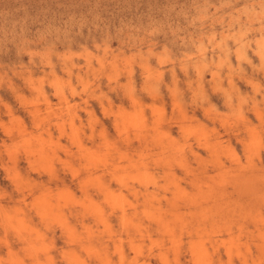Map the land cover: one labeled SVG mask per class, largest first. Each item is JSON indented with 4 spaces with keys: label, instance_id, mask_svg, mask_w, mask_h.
Returning a JSON list of instances; mask_svg holds the SVG:
<instances>
[{
    "label": "rangeland",
    "instance_id": "1",
    "mask_svg": "<svg viewBox=\"0 0 264 264\" xmlns=\"http://www.w3.org/2000/svg\"><path fill=\"white\" fill-rule=\"evenodd\" d=\"M250 2L0 0V264H264Z\"/></svg>",
    "mask_w": 264,
    "mask_h": 264
},
{
    "label": "clouds",
    "instance_id": "2",
    "mask_svg": "<svg viewBox=\"0 0 264 264\" xmlns=\"http://www.w3.org/2000/svg\"><path fill=\"white\" fill-rule=\"evenodd\" d=\"M238 15L232 17L236 21H246L249 25L255 23L261 31H264V0H251L250 4L245 9H237ZM249 28L247 31H250ZM247 31L241 35H247Z\"/></svg>",
    "mask_w": 264,
    "mask_h": 264
},
{
    "label": "bare ground",
    "instance_id": "3",
    "mask_svg": "<svg viewBox=\"0 0 264 264\" xmlns=\"http://www.w3.org/2000/svg\"><path fill=\"white\" fill-rule=\"evenodd\" d=\"M174 165V164H173ZM262 197V196H261ZM253 208V207H252Z\"/></svg>",
    "mask_w": 264,
    "mask_h": 264
}]
</instances>
